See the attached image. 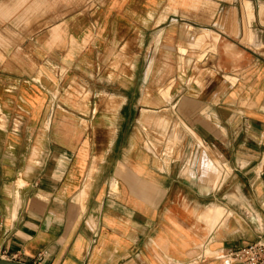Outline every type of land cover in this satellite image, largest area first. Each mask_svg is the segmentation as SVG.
Here are the masks:
<instances>
[{
  "label": "crops",
  "instance_id": "0c3cea01",
  "mask_svg": "<svg viewBox=\"0 0 264 264\" xmlns=\"http://www.w3.org/2000/svg\"><path fill=\"white\" fill-rule=\"evenodd\" d=\"M0 116V259L222 264L264 234V0H0Z\"/></svg>",
  "mask_w": 264,
  "mask_h": 264
},
{
  "label": "built area",
  "instance_id": "2783aa9c",
  "mask_svg": "<svg viewBox=\"0 0 264 264\" xmlns=\"http://www.w3.org/2000/svg\"><path fill=\"white\" fill-rule=\"evenodd\" d=\"M209 255L217 257L222 264H264V234L252 245L239 250L221 249L209 252ZM44 255L38 256V261H42Z\"/></svg>",
  "mask_w": 264,
  "mask_h": 264
},
{
  "label": "water",
  "instance_id": "95a60500",
  "mask_svg": "<svg viewBox=\"0 0 264 264\" xmlns=\"http://www.w3.org/2000/svg\"><path fill=\"white\" fill-rule=\"evenodd\" d=\"M0 264H24V263L17 262V261H10V260H5V259H0Z\"/></svg>",
  "mask_w": 264,
  "mask_h": 264
},
{
  "label": "rangeland",
  "instance_id": "374dc122",
  "mask_svg": "<svg viewBox=\"0 0 264 264\" xmlns=\"http://www.w3.org/2000/svg\"><path fill=\"white\" fill-rule=\"evenodd\" d=\"M241 1H243V2H244V1H245V2H249V0H241ZM252 33H253V32H252ZM250 34H251V33H250ZM250 34L248 35L249 39H250ZM0 117H1V116H0ZM4 124H5V123L1 121V122H0V127H4Z\"/></svg>",
  "mask_w": 264,
  "mask_h": 264
},
{
  "label": "bare ground",
  "instance_id": "6f19581e",
  "mask_svg": "<svg viewBox=\"0 0 264 264\" xmlns=\"http://www.w3.org/2000/svg\"><path fill=\"white\" fill-rule=\"evenodd\" d=\"M220 213V212H219Z\"/></svg>",
  "mask_w": 264,
  "mask_h": 264
}]
</instances>
